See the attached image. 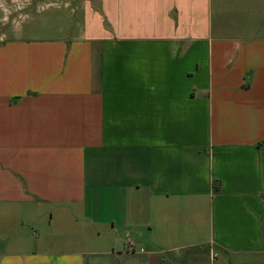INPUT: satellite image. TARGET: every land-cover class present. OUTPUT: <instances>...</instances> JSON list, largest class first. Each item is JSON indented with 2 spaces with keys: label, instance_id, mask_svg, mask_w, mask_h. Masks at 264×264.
Masks as SVG:
<instances>
[{
  "label": "crops",
  "instance_id": "0c3cea01",
  "mask_svg": "<svg viewBox=\"0 0 264 264\" xmlns=\"http://www.w3.org/2000/svg\"><path fill=\"white\" fill-rule=\"evenodd\" d=\"M63 2L0 34V264H264V0Z\"/></svg>",
  "mask_w": 264,
  "mask_h": 264
},
{
  "label": "rangeland",
  "instance_id": "374dc122",
  "mask_svg": "<svg viewBox=\"0 0 264 264\" xmlns=\"http://www.w3.org/2000/svg\"><path fill=\"white\" fill-rule=\"evenodd\" d=\"M73 16L79 18L80 14L77 11L71 12L70 7H67L63 0H0V34L4 33L10 37V35H14V31L26 28L31 35L44 37V24L51 23L62 26L66 23L68 27L72 28ZM53 28L55 29V27ZM50 33L53 34V32ZM42 210L44 218H48L52 209L44 205ZM52 216L56 217V212ZM64 242L52 240L49 245H44V248L53 251L71 248L79 251L94 249L92 247L94 243L90 238L82 240L76 246H74L73 240Z\"/></svg>",
  "mask_w": 264,
  "mask_h": 264
},
{
  "label": "trees",
  "instance_id": "16d2710c",
  "mask_svg": "<svg viewBox=\"0 0 264 264\" xmlns=\"http://www.w3.org/2000/svg\"><path fill=\"white\" fill-rule=\"evenodd\" d=\"M212 189H213V191H217L219 189V184L218 183H213L212 184Z\"/></svg>",
  "mask_w": 264,
  "mask_h": 264
},
{
  "label": "built area",
  "instance_id": "2783aa9c",
  "mask_svg": "<svg viewBox=\"0 0 264 264\" xmlns=\"http://www.w3.org/2000/svg\"><path fill=\"white\" fill-rule=\"evenodd\" d=\"M129 245H131V243Z\"/></svg>",
  "mask_w": 264,
  "mask_h": 264
}]
</instances>
